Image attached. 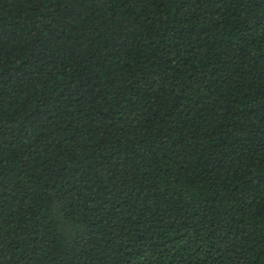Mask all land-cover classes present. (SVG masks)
Listing matches in <instances>:
<instances>
[{"label": "trees", "instance_id": "obj_1", "mask_svg": "<svg viewBox=\"0 0 264 264\" xmlns=\"http://www.w3.org/2000/svg\"><path fill=\"white\" fill-rule=\"evenodd\" d=\"M0 264H264V0H0Z\"/></svg>", "mask_w": 264, "mask_h": 264}]
</instances>
